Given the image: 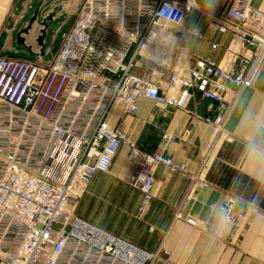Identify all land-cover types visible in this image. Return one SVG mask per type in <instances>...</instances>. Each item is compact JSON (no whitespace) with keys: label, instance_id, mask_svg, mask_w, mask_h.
<instances>
[{"label":"built area","instance_id":"built-area-1","mask_svg":"<svg viewBox=\"0 0 264 264\" xmlns=\"http://www.w3.org/2000/svg\"><path fill=\"white\" fill-rule=\"evenodd\" d=\"M251 1L235 0L219 15L202 11L208 28L229 40L225 47L210 43L223 52L219 62L193 56L183 74L164 77L152 57L148 78L134 70L142 53H154L161 29L184 50L185 21L203 10L197 0H85L52 59L0 57V264L154 262L156 253L68 209L97 175L110 172L123 147L133 164L128 184L142 195V211L154 200L157 167L184 171L163 153L143 152L108 117L115 105L135 115L141 98L163 110L186 109L199 96L217 109L192 116L219 130L228 98L253 88L264 63V14ZM239 202L229 192L221 205L231 237L264 222L261 207L242 202L237 208ZM178 218L220 236V218Z\"/></svg>","mask_w":264,"mask_h":264},{"label":"crops","instance_id":"crops-1","mask_svg":"<svg viewBox=\"0 0 264 264\" xmlns=\"http://www.w3.org/2000/svg\"><path fill=\"white\" fill-rule=\"evenodd\" d=\"M63 1L0 0V57L33 60L41 55L49 60L56 55L63 40L60 27L72 25L77 16L72 20L58 14V4ZM197 2L203 10L219 15L234 0H217L215 8H209L207 0ZM251 5L264 14V0H252ZM199 13L193 11L185 21L184 50L161 63L164 77L186 73L193 56L221 60L222 50L212 51L210 43L225 47L229 36L210 30L208 20ZM152 55L147 52L138 57L136 75L149 77L154 67L149 62ZM228 102L219 130L192 116L194 112L211 116L217 109L215 103L199 96L186 109L163 110L141 98L135 115L115 105L108 117L112 127L118 126L143 152L163 153L184 171L157 167L154 200L141 213L142 195L128 184L133 164L123 147L110 172L97 175L86 195L72 207L75 214L156 253L152 264H264V222L256 221L234 237L227 226L215 237L178 218L181 214L198 223L212 218L218 222L229 192L240 200L237 208L242 202L256 201L264 209V167L253 162L247 147L249 138L264 139L254 123L257 117L264 118V63L253 88L239 90ZM117 201L119 209L112 205Z\"/></svg>","mask_w":264,"mask_h":264},{"label":"clouds","instance_id":"clouds-1","mask_svg":"<svg viewBox=\"0 0 264 264\" xmlns=\"http://www.w3.org/2000/svg\"><path fill=\"white\" fill-rule=\"evenodd\" d=\"M191 2V0H190ZM217 0H207V6L209 8H215ZM255 131L264 133V118L257 117L255 120ZM248 154L254 163H259L264 167V139L257 141L254 137L248 140ZM230 217L227 212L222 211L220 213V222L217 229V234H221L222 229L226 228L228 225Z\"/></svg>","mask_w":264,"mask_h":264},{"label":"rangeland","instance_id":"rangeland-1","mask_svg":"<svg viewBox=\"0 0 264 264\" xmlns=\"http://www.w3.org/2000/svg\"><path fill=\"white\" fill-rule=\"evenodd\" d=\"M85 0H64L63 2H60L59 4H58V14L60 15V14H64V15H66L67 17H71V19L72 20H74L75 19V16L77 15V13H78V11H79V9H80V7H81V5L83 4V2H84ZM235 1V0H234ZM65 5H68L67 6V8L65 9V10H62V8L65 6ZM199 11V10H198ZM202 11H205V10H200L199 12V14H200V16H202L204 19H207V17L205 16V15H203V13H202ZM206 13H209L208 11H205ZM211 14V13H210ZM212 15H214V14H212ZM75 21V20H74ZM74 21H73V23H74ZM72 26H73V24L72 25H62L61 27H60V29L61 28H63V36L62 37H64L68 32H69V30L72 28ZM59 28V27H58ZM60 29H58V30H60ZM63 39V38H62ZM60 40H61V38L59 37L58 38V43L60 42ZM176 50L174 51V54L176 53V52H179L180 53V49H181V47H179L178 45H176L175 47H174ZM171 56H172V54H171ZM51 59H52V57H51ZM154 61L156 60V56H154L153 58H152ZM169 59V58H168ZM168 59H165V61H167ZM174 59H175V57H174ZM164 61V62H165ZM161 63H163V62H161ZM109 123V122H108ZM110 126H111V124H109ZM132 188V187H131ZM133 189V188H132ZM116 201V200H115ZM251 202H256V201H251ZM256 205H258L259 206V204H257V203H255ZM112 205H114V206H116L117 207V205H120V203L117 201V202H112ZM74 206V203H71L70 204V207H69V209H68V212L69 213H71V215H75V216H78V215H76L75 213H77V212H75V209H74V211H73V207ZM260 207V206H259ZM117 209H119V207H117ZM263 209V208H262ZM127 211H128V209H126ZM139 210H140V212L141 213H144V211H142V202H141V205H140V208H139ZM264 210V209H263ZM76 211H77V208H76ZM78 217H80V216H78Z\"/></svg>","mask_w":264,"mask_h":264},{"label":"bare ground","instance_id":"bare-ground-1","mask_svg":"<svg viewBox=\"0 0 264 264\" xmlns=\"http://www.w3.org/2000/svg\"><path fill=\"white\" fill-rule=\"evenodd\" d=\"M157 47L152 55V58L156 56L155 62L161 63L164 62L165 59L170 58L174 46L172 44L170 36H168L164 30L159 31Z\"/></svg>","mask_w":264,"mask_h":264}]
</instances>
